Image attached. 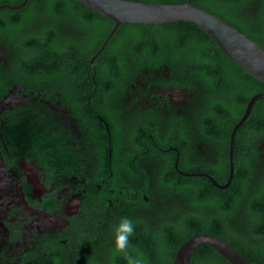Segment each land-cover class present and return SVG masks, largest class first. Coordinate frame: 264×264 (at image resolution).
I'll return each mask as SVG.
<instances>
[{
  "label": "trees",
  "instance_id": "16d2710c",
  "mask_svg": "<svg viewBox=\"0 0 264 264\" xmlns=\"http://www.w3.org/2000/svg\"><path fill=\"white\" fill-rule=\"evenodd\" d=\"M22 1L0 0V5L16 6ZM191 3L232 25L264 49V0H191ZM0 22L1 37L11 43L9 48L17 49L10 59L23 69L43 66V83L49 89L63 92L64 104L73 117L77 114L76 106L81 108L82 102L85 104L84 99L95 84L104 94L116 91V86L121 90L115 76L129 82L135 77H143L146 82L157 74L169 76L171 81L164 84L185 90L195 100L194 114L198 120L180 126H189L207 143L217 144L220 153L212 169L207 164L184 160L178 167L187 175H171L175 170L174 157L162 159L158 152L153 153L154 147L146 144L148 150L151 148V156L157 155L160 162L156 176L165 202L160 206H82L92 219V224L84 228L88 232L93 226L94 229L87 234L93 238L91 243L82 242L78 247L80 264H127L124 254L114 248L115 228L122 217L136 222L126 251L130 255L142 253L145 264H173L179 247L198 234L222 239L250 264H264V100L255 102L235 133L234 170L228 188L216 189L204 175L195 174L208 172L218 183H226L230 134L247 102L264 93V83L235 65L199 28L184 21L121 24L93 66L88 60L99 50L114 23L73 0H28L19 10H0ZM76 99L82 102L77 103ZM54 124L56 121H48V127L53 125L50 129L56 128ZM174 146L182 154L186 152V147L177 141ZM101 164L104 167L105 163ZM114 169H119L118 165ZM144 180L148 182L146 177ZM118 181L112 188L124 191V185ZM103 191L105 196L109 193ZM176 195L180 199L174 201ZM109 198L113 203L115 199L126 203L135 199L115 194ZM97 200L103 201L102 195ZM49 251L65 254L57 243ZM189 262L229 264L203 244L195 247Z\"/></svg>",
  "mask_w": 264,
  "mask_h": 264
},
{
  "label": "flooded vegetation",
  "instance_id": "af4514ba",
  "mask_svg": "<svg viewBox=\"0 0 264 264\" xmlns=\"http://www.w3.org/2000/svg\"><path fill=\"white\" fill-rule=\"evenodd\" d=\"M10 45L0 35V264H80L78 247L91 243L87 234L94 229L84 228L92 219L82 206L164 203L156 176L160 162L149 153L152 147L162 159L174 157L171 175H187L178 167L184 160L209 169L218 162L217 144L180 126L198 120L195 100L185 90L164 84L171 81L169 76L157 74L146 82L143 77L129 82L115 76L121 90L116 86L104 94L95 84L84 105L76 99L82 105L75 104L73 117L63 92L43 83V66H18L10 59L17 49ZM48 121H56V128L50 129ZM176 141L186 147L185 153L174 146ZM195 174L204 175L216 189L212 181L226 184L208 172ZM117 179L124 191L112 188ZM103 190L109 193L105 196ZM113 194L135 199L113 203ZM55 243L64 255L49 251Z\"/></svg>",
  "mask_w": 264,
  "mask_h": 264
},
{
  "label": "water",
  "instance_id": "95a60500",
  "mask_svg": "<svg viewBox=\"0 0 264 264\" xmlns=\"http://www.w3.org/2000/svg\"><path fill=\"white\" fill-rule=\"evenodd\" d=\"M28 0L16 6L0 5V10H19ZM86 8L100 14L114 23L99 50L90 60L93 66L94 60L103 52L109 39L121 24L141 23L156 25L172 21H184L194 25L204 32L235 65L247 74L264 83V49L250 38L213 14L196 8L191 0L183 4L146 3L131 0H73ZM257 100H264V93L252 97L246 105L245 111L233 127L229 141V176L226 184L218 186L226 189L233 177V144L235 133L248 118L253 105ZM207 245L229 264H250L229 244L218 237L207 234L194 235L186 240L177 250L173 264H191L190 255L198 245Z\"/></svg>",
  "mask_w": 264,
  "mask_h": 264
},
{
  "label": "clouds",
  "instance_id": "9594fccd",
  "mask_svg": "<svg viewBox=\"0 0 264 264\" xmlns=\"http://www.w3.org/2000/svg\"><path fill=\"white\" fill-rule=\"evenodd\" d=\"M136 222L128 217H122L116 225L114 234V248L117 252L124 254L127 264H145L143 254L137 252L130 255L126 251L130 247V237L135 231Z\"/></svg>",
  "mask_w": 264,
  "mask_h": 264
}]
</instances>
